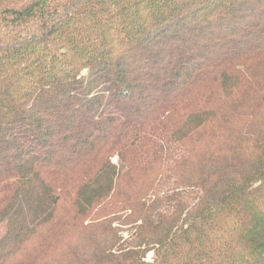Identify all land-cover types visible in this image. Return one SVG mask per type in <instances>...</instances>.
Listing matches in <instances>:
<instances>
[{
	"label": "trees",
	"instance_id": "1",
	"mask_svg": "<svg viewBox=\"0 0 264 264\" xmlns=\"http://www.w3.org/2000/svg\"><path fill=\"white\" fill-rule=\"evenodd\" d=\"M0 264H264V0H0Z\"/></svg>",
	"mask_w": 264,
	"mask_h": 264
},
{
	"label": "rangeland",
	"instance_id": "2",
	"mask_svg": "<svg viewBox=\"0 0 264 264\" xmlns=\"http://www.w3.org/2000/svg\"><path fill=\"white\" fill-rule=\"evenodd\" d=\"M183 111L186 115L210 118L219 112V108L211 96L206 94L202 89L196 88L188 94ZM152 257L153 252L149 251L147 253V259L151 261L153 259Z\"/></svg>",
	"mask_w": 264,
	"mask_h": 264
}]
</instances>
